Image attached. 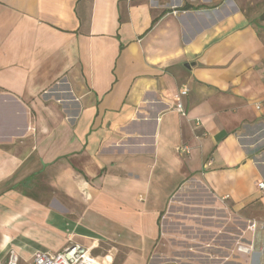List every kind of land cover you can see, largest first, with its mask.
Here are the masks:
<instances>
[{
	"label": "crops",
	"instance_id": "0c3cea01",
	"mask_svg": "<svg viewBox=\"0 0 264 264\" xmlns=\"http://www.w3.org/2000/svg\"><path fill=\"white\" fill-rule=\"evenodd\" d=\"M263 14L0 0V264H264Z\"/></svg>",
	"mask_w": 264,
	"mask_h": 264
},
{
	"label": "built area",
	"instance_id": "2783aa9c",
	"mask_svg": "<svg viewBox=\"0 0 264 264\" xmlns=\"http://www.w3.org/2000/svg\"><path fill=\"white\" fill-rule=\"evenodd\" d=\"M189 89L187 86H183L177 95L179 103L176 105V109L179 113L185 114L183 104L180 103L181 96L187 95ZM199 123H197L198 125ZM179 153H190V148L187 145L178 147ZM259 189L264 193V182L259 183ZM257 225H252L251 229L255 230ZM264 231V226H262ZM243 250H248L244 248ZM30 264H98L93 257H91V248L83 247L79 244H72L58 253L50 252H38L36 253ZM7 264H20V259L16 251H9L7 256Z\"/></svg>",
	"mask_w": 264,
	"mask_h": 264
},
{
	"label": "trees",
	"instance_id": "16d2710c",
	"mask_svg": "<svg viewBox=\"0 0 264 264\" xmlns=\"http://www.w3.org/2000/svg\"><path fill=\"white\" fill-rule=\"evenodd\" d=\"M185 8H188V7L186 6ZM261 18H262V20L264 19V14H263V16Z\"/></svg>",
	"mask_w": 264,
	"mask_h": 264
},
{
	"label": "water",
	"instance_id": "95a60500",
	"mask_svg": "<svg viewBox=\"0 0 264 264\" xmlns=\"http://www.w3.org/2000/svg\"><path fill=\"white\" fill-rule=\"evenodd\" d=\"M188 66V65H187Z\"/></svg>",
	"mask_w": 264,
	"mask_h": 264
}]
</instances>
